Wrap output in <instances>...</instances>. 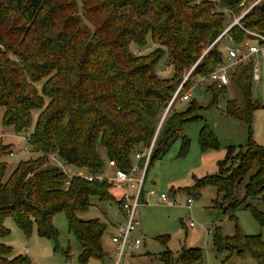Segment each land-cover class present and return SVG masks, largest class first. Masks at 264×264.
<instances>
[{
  "label": "trees",
  "instance_id": "obj_1",
  "mask_svg": "<svg viewBox=\"0 0 264 264\" xmlns=\"http://www.w3.org/2000/svg\"><path fill=\"white\" fill-rule=\"evenodd\" d=\"M241 9L246 13L218 38L226 29L227 10L238 14ZM252 32L264 37V0H0L2 125L24 134L35 116L34 129L25 138L37 153L19 161L8 176L7 162L0 161V264H34L26 255L10 257L11 247L1 241L9 234L7 217L26 236L35 226L40 237L57 241V213L65 215L68 231L79 244L78 262H103L107 223L83 220L78 214L88 211L92 197L114 200L113 184L82 176L66 184L49 156L55 154L85 173L104 170L102 156L128 170L134 154L147 149L155 137L147 174L182 135L184 125L201 119L196 101L181 111L172 107L175 101L169 106L184 74L191 71L181 93L190 89L193 79L207 78L225 63L220 42L239 46L255 39ZM148 40L156 47L142 54L151 45ZM163 57L173 70L171 77L156 71ZM252 66V61L238 62L229 69L228 85L210 80L207 87L212 93L209 105L229 90L226 112L248 125L256 107ZM198 141L201 150L218 146L206 125ZM12 149L0 137V158ZM188 149L189 139L182 137L181 154ZM246 176L245 195L239 200L236 190ZM207 186L216 189V202L220 199L230 219L236 221L234 213L242 208L264 228V211L246 202L264 200V146L249 137L244 148L229 147L218 172L196 179L193 190ZM117 203L121 210L120 200ZM235 230L225 236L215 228L216 250L249 254L256 264H264V233L242 235L237 225ZM163 258L167 264L173 261L170 251ZM201 260L199 248L183 249L177 256L182 264Z\"/></svg>",
  "mask_w": 264,
  "mask_h": 264
},
{
  "label": "rangeland",
  "instance_id": "obj_2",
  "mask_svg": "<svg viewBox=\"0 0 264 264\" xmlns=\"http://www.w3.org/2000/svg\"><path fill=\"white\" fill-rule=\"evenodd\" d=\"M227 12L226 28L239 16L242 9L238 14L230 10ZM251 34L255 36V32ZM148 44H151L150 40ZM228 44L222 41L218 45L225 63H228L226 59ZM155 47L156 45L151 44L142 49L141 53L145 54ZM132 50L138 52L135 47ZM249 61L258 66L260 75V80H252V99L256 107L250 125L226 112V102L230 98L229 90L221 93L215 103L209 105L212 93L207 89L211 83L208 77L198 78L193 82L187 90L190 92L187 100L174 102L172 107L181 111L189 102L196 101L202 107L196 112L201 119L186 123L182 135L170 144L162 157L150 165L143 186L144 202L137 208V226L131 234L132 239H139L141 244L138 248L126 249L127 255L121 259L120 264H167L163 258L165 251H170L173 257V261H169L168 264H182L177 261V256L187 248H199L202 251V260L192 264H256L255 259L249 254L240 257L236 254L229 255L225 250L218 252L213 244V233L217 227L225 236L235 234V225L242 235L263 234L264 228L259 226L252 213L239 208L234 213L236 217L234 221L229 218V214L224 213L220 199L216 202L215 188L207 186L198 191L193 190L196 179L218 172V163L225 158L229 147L238 151L239 148L246 146L249 137L255 144L264 146V56H253ZM156 71L161 77L172 76L173 70L167 67L166 57L160 60ZM2 110L0 109V137L4 143L13 146L12 154L6 153L0 158V161L8 164L6 169L8 176L19 161L37 156L25 138L34 129L35 116L32 126L26 133L16 134L12 127L2 125ZM203 125H206L215 136L218 142L216 149L201 150L198 135ZM182 137L189 139V149L185 155L181 154ZM102 157L106 171L108 161ZM132 159L134 160V157ZM72 169L75 170L74 167ZM81 173L85 174V171ZM247 178L248 176L237 187L236 197L239 200L244 198ZM119 189L111 188L114 196V200L111 201H100L92 197V206L88 211L78 214L83 220L98 218L108 225L102 238L104 260L103 262L92 260L89 264H113L116 244L110 239V233L113 231L111 228L118 222L121 224L125 222L117 203L121 190ZM149 190H154L155 195H148ZM161 193L166 195L163 201L158 199ZM188 198H192L190 207L186 202ZM246 202L264 211V200L247 199ZM4 225L9 234L1 241L11 247L10 257L26 255L34 264H64L66 261L80 264L77 260L80 247L74 235L68 231L63 213H57L53 217V225L58 232L57 241L40 237L35 226L32 227L30 235L26 236L11 217L5 219ZM67 248L69 254L66 256L64 251Z\"/></svg>",
  "mask_w": 264,
  "mask_h": 264
},
{
  "label": "built area",
  "instance_id": "obj_3",
  "mask_svg": "<svg viewBox=\"0 0 264 264\" xmlns=\"http://www.w3.org/2000/svg\"><path fill=\"white\" fill-rule=\"evenodd\" d=\"M244 10L239 17H237L232 24L227 27L218 38L223 34H226L229 28L238 23V20L246 13ZM230 39V37H229ZM253 56H264V37L259 34H255L254 40H246L239 46L228 45L227 46V61L218 66L210 75L208 79L211 81H216L220 85L229 84V69L232 68L238 62L249 61ZM191 71L184 77L182 83L178 86L175 93L173 94L169 106L176 100L184 101L190 96V92L186 91L181 93V88L183 82L188 78ZM197 79H194L196 81ZM252 80H260L259 68L257 65L252 66ZM168 108L166 109L164 115L166 114ZM155 139V137H154ZM154 139L151 145L144 151H138L134 154V160L128 170H123L118 167L113 161L109 160L107 162V171H100L97 173H81L77 169L73 170L71 165L66 164L63 160L58 158L55 154L49 156L51 164L58 167L60 171L66 176V184H68L69 179L74 176H82L89 181H108L113 184L114 187H119L122 192L120 196L121 202V212L125 218L124 224L119 225L117 233L111 236V241L116 244V252L113 257V264H120L122 258L127 255L126 249L138 248L141 244L139 239H132L131 234L136 229V211L137 208L142 204L143 201V186L146 179V171L148 167V162L150 159V154ZM148 195H155L154 190H149ZM159 201L166 199V195L161 193L158 196ZM187 205L190 207L192 203V198L187 199ZM210 232V230H209ZM64 264H71L66 261Z\"/></svg>",
  "mask_w": 264,
  "mask_h": 264
},
{
  "label": "crops",
  "instance_id": "obj_4",
  "mask_svg": "<svg viewBox=\"0 0 264 264\" xmlns=\"http://www.w3.org/2000/svg\"><path fill=\"white\" fill-rule=\"evenodd\" d=\"M108 170V168L106 169V171ZM113 188H119V187H113ZM120 190V189H119ZM121 192H122V190H120L119 191V194H118V197H117V201H119L120 200V196H121ZM142 202H144V201H142ZM120 209V208H119ZM121 211V210H120ZM119 225H121V222H118V223H116V224H114L113 226H112V230L114 231H111V233H110V239H111V236L112 235H114L115 233H116V231L118 230V227H119Z\"/></svg>",
  "mask_w": 264,
  "mask_h": 264
}]
</instances>
